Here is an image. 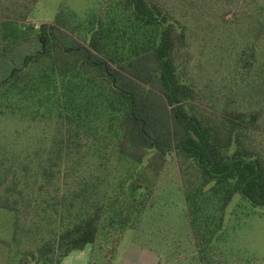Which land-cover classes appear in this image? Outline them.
<instances>
[{
  "label": "rangeland",
  "instance_id": "rangeland-1",
  "mask_svg": "<svg viewBox=\"0 0 264 264\" xmlns=\"http://www.w3.org/2000/svg\"><path fill=\"white\" fill-rule=\"evenodd\" d=\"M108 1L0 0V23L37 27L58 18L87 37V17ZM158 2L182 25L183 42L174 52L177 74L195 87L202 109L215 115L264 98V46L250 69L240 57L251 27L263 18L264 0ZM48 105L0 96V196L15 181L22 193L13 194L16 201L28 205L30 214L46 208L49 216L45 221L43 214L40 219L31 214L13 237L14 215L0 207V264H17L53 234L59 219L52 210L58 201L66 219L95 202L105 207L103 215L113 216L101 220L94 244L70 252L60 264H264V212L259 207L235 194L206 243L202 225L193 227L185 199L201 187L191 160L173 152L150 165L146 159L137 165L122 158L102 113L93 117L97 126L88 128L79 147L68 132L62 141L60 119ZM75 195L74 207L69 206Z\"/></svg>",
  "mask_w": 264,
  "mask_h": 264
},
{
  "label": "trees",
  "instance_id": "trees-1",
  "mask_svg": "<svg viewBox=\"0 0 264 264\" xmlns=\"http://www.w3.org/2000/svg\"><path fill=\"white\" fill-rule=\"evenodd\" d=\"M262 16L240 51L247 69L264 46ZM7 24L0 23L1 97L38 107L49 103L45 108L60 119L61 140L68 132L78 147L102 113L122 158L137 165L146 159L150 165L173 152L191 160L201 187L185 199L193 227L202 225L206 243L235 194L264 212V98L215 115L202 109L195 87L177 74L174 52L183 42L182 25L158 0H109L87 17V37L58 18L37 27ZM258 85L252 86L262 89ZM60 92H65L63 97ZM13 194L22 193L10 181L0 207L13 213L16 237L21 223L34 214ZM77 198L70 197L69 206ZM55 206L58 227L17 264H60L70 252L95 243L104 216L113 218L103 215L105 207L96 202L80 208L72 219L63 217L66 209L60 201ZM33 211L38 219L43 214L42 220H49L46 208Z\"/></svg>",
  "mask_w": 264,
  "mask_h": 264
},
{
  "label": "crops",
  "instance_id": "crops-1",
  "mask_svg": "<svg viewBox=\"0 0 264 264\" xmlns=\"http://www.w3.org/2000/svg\"><path fill=\"white\" fill-rule=\"evenodd\" d=\"M65 257H67V256H65Z\"/></svg>",
  "mask_w": 264,
  "mask_h": 264
}]
</instances>
